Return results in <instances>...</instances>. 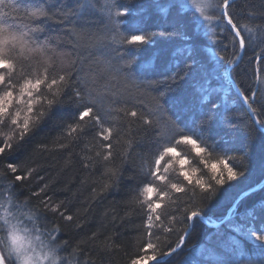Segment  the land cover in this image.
I'll return each instance as SVG.
<instances>
[{
  "label": "trees",
  "instance_id": "trees-1",
  "mask_svg": "<svg viewBox=\"0 0 264 264\" xmlns=\"http://www.w3.org/2000/svg\"><path fill=\"white\" fill-rule=\"evenodd\" d=\"M4 2L13 5H0L13 30L41 28L30 33L31 39L45 45L57 67L74 66L73 79L87 75L88 88L98 96L104 127L115 126L116 134L110 138L116 153L113 163H120V152L128 153L118 185L102 191L103 184L110 182L104 175L106 166L93 165L87 158L94 159L108 141L97 137L100 129L92 125L79 139L68 137L66 126L75 121L73 109L65 106L18 148L0 156V199L35 218L37 227L61 245L64 264H130L132 258L145 255L140 248L146 216L139 205L130 203L146 182L140 173L141 159L155 148L157 131L167 140L180 130L206 151L197 153L191 144L182 145L178 151L188 164L181 169L173 159L169 165L173 176L197 169V175L210 178L212 165L223 169L220 161L225 157H235L233 164L244 175L217 186L211 198L199 189L193 193L192 188L178 196L179 210L171 209L177 219L198 211L208 222L217 223L234 207L216 226L194 218L185 243L166 259L167 264H264V247L247 235L248 229L264 227V185L240 197L264 178V132L253 123L226 78L227 67L240 52L238 43L233 47L227 21L202 20L191 7L194 0ZM37 7L45 8L48 17H30ZM229 11L234 23L254 29L252 35L242 33L249 42L230 76L246 95L256 93L252 107L259 113L258 121L264 119V73L257 78L256 60L258 53L264 54V0H235ZM214 15L211 10L209 16ZM114 20H119L115 31ZM131 35H144L146 42L121 44ZM13 111H20L23 120L26 106L17 105ZM131 111L139 116L128 115ZM140 117L150 119L152 126ZM0 132L10 134V128ZM9 163L17 166L15 173L7 168ZM16 176L24 178L17 181ZM53 205L58 208L55 212ZM68 216L73 219L68 221ZM175 228L167 237L161 232L156 235L175 247L185 234L183 223Z\"/></svg>",
  "mask_w": 264,
  "mask_h": 264
},
{
  "label": "snow or ice",
  "instance_id": "snow-or-ice-1",
  "mask_svg": "<svg viewBox=\"0 0 264 264\" xmlns=\"http://www.w3.org/2000/svg\"><path fill=\"white\" fill-rule=\"evenodd\" d=\"M194 3L205 20H226L227 24L231 26L233 47L235 48L238 43L240 50L246 49L249 40L242 33L247 32L252 35L254 29L233 22L229 11L231 0H194ZM0 5L4 7L13 6L11 2L5 4L4 0H0ZM208 9H211L216 15H205ZM124 12L126 13L127 9ZM7 15L0 8V129L10 128V134L0 132V156L18 148L57 109L70 106L73 109L72 119L75 122L66 126L68 137L79 139L92 125L100 129L96 136L108 141V143L101 145L103 151L97 152L94 159H87L93 165L103 163L106 166L104 175L107 176L110 182H105L101 190L110 191L118 185L121 177V166L126 161L128 153L126 150L120 152V163H113L116 153L112 150L114 145L110 138L116 134L115 126L104 127V120L99 113L97 104L98 96L88 88L87 75L77 76L76 79H73V73L76 72L74 66L70 69L58 68L55 58L48 55L49 50L45 45L31 39L30 33L39 32L42 29L37 27L29 29L27 32L13 30L12 26L7 23ZM123 15V13L119 14L121 19ZM29 16L48 17V11L43 7H37L29 12ZM118 23L119 20L113 21L114 31ZM261 28L264 29V26H261ZM145 42L146 37L144 35H131L121 40V44L142 45ZM120 58L117 57V59ZM240 58V53L237 52L231 62L236 63ZM34 59L38 61L36 64L31 62ZM256 60L257 78L259 79L260 74L264 73V68L260 67V64L264 63V54L258 53ZM171 79L175 82L177 75L174 74ZM239 95L243 103L247 105L249 115H259L257 110L252 107V101H254L256 93L253 92L250 97L245 92L240 91ZM24 97H27V99H23ZM20 104L26 106L23 120L20 119V111H13V108ZM210 107L216 109L217 105L211 104ZM127 114L132 117L139 116L136 111ZM140 119L143 124L149 127L152 126L150 119L144 117H140ZM173 123L176 122L173 121ZM256 123L264 127V119L258 120ZM58 126L64 127L63 121H58ZM201 131H203V128ZM154 139L155 148L151 154L143 157L140 163V173L144 176L146 182L142 184L137 195L130 202L139 205L142 214L146 216L140 248V251L145 255L132 258L130 264H143L145 259L152 262V264H157V262L167 264L164 258L173 255L177 248L173 247L171 243L161 241L156 233L161 232L162 235L167 237L176 231L175 225L177 223L184 224L183 232L185 235H180L178 241V246H183L189 227L186 222L193 221L194 218L200 216V213L198 211L187 212L184 214L183 219H177L175 215H172L171 209L173 207L177 211L179 210V195L186 194L188 189L192 188L193 193L196 189H199L202 194L211 198V194H214L217 186H224L244 175L243 172L236 170L233 164L235 157H225L220 161L223 164V169H217L216 164L212 165L210 178L206 179L202 173L197 175V169H192L191 172L181 170L178 176H173L169 171V165L173 159L178 162L181 169L188 164V161L178 151L182 145L191 144L197 149V153H202L206 149L199 148L197 141L191 135L185 134L183 130L167 140L157 131ZM117 142L119 143V141ZM60 147L66 148L67 146L61 145ZM166 160L167 163H165ZM107 165L112 166L107 167ZM87 166L85 165V167ZM7 168L13 173L17 171V166L12 163H9ZM180 177H182V180ZM23 178L22 176L15 177L17 181ZM51 210L55 212L58 208L53 205ZM66 219L71 221L73 217L68 216ZM261 222L264 224V215L261 217ZM236 228L238 231L241 230L239 225ZM247 235L258 241L261 247H264V227L255 230L248 229ZM93 238H95V234H93ZM164 246L167 247V251L161 250ZM149 252L152 254L147 255ZM0 264H7V258L0 255Z\"/></svg>",
  "mask_w": 264,
  "mask_h": 264
},
{
  "label": "clouds",
  "instance_id": "clouds-1",
  "mask_svg": "<svg viewBox=\"0 0 264 264\" xmlns=\"http://www.w3.org/2000/svg\"><path fill=\"white\" fill-rule=\"evenodd\" d=\"M0 255L7 264H64L62 248L55 239L37 227L35 218L0 205Z\"/></svg>",
  "mask_w": 264,
  "mask_h": 264
},
{
  "label": "water",
  "instance_id": "water-1",
  "mask_svg": "<svg viewBox=\"0 0 264 264\" xmlns=\"http://www.w3.org/2000/svg\"><path fill=\"white\" fill-rule=\"evenodd\" d=\"M233 1H235V0H231V2H233ZM239 53H240V57L242 58V55H243V53H244V50H240ZM241 58L238 60V62L241 60ZM238 62H236V63H232L230 66L227 67V69H226V78H227L228 82H230V84H231L233 90H234V91L236 92V94L238 95V97H239L241 103L244 105L245 109L247 110V105H245V104L243 103V100H242V98H241L240 95H239L240 89L238 88L237 84L234 82V80H233V79L231 78V76H230V70H231L235 65H237ZM247 112H248V111H247ZM248 114H249V113H248ZM249 116H250V115H249ZM250 118L252 119V121H253V123L256 125V127H257L260 131L264 132V128H262L261 126L258 125V123H256V118H255V116H250ZM263 185H264V178H263V179L261 180V182H259L257 185H255V186H253L252 188H250V189L244 191V192L240 195V197H242V196H244V195H246V194H248V193H250V192H252V191H254V190H256V189H260ZM233 207H234V205H232V207L228 210L226 216L224 217V219H223L221 222H217V223H216V222H215V223L208 222V221H207L202 215H200L198 218H199L202 222H204V223H206V224H208V225L216 226V225H219L220 223H222L223 221H225V219H227V217L230 215V213H231ZM190 227H191V221H190V226L188 227V232H189V230H190ZM184 235H185V234H184ZM175 247H176L177 250H178L181 246H178V245H177V246H175ZM169 257H170V256H169ZM169 257H165L164 259L166 260V259L169 258ZM145 264H152V262L149 261V262H147V263H145Z\"/></svg>",
  "mask_w": 264,
  "mask_h": 264
},
{
  "label": "rangeland",
  "instance_id": "rangeland-1",
  "mask_svg": "<svg viewBox=\"0 0 264 264\" xmlns=\"http://www.w3.org/2000/svg\"><path fill=\"white\" fill-rule=\"evenodd\" d=\"M191 7H193L197 12H199V14H200V18H201L202 20H205V19H204V16L201 15L200 11L197 10V8H196L194 2L191 4ZM210 12H211V9H208V10L205 12V15H208V16H209ZM4 203L10 204L8 200H6V199H0V205H2V204H4ZM191 222H192V221H191ZM145 263H146V261L143 262V264H145Z\"/></svg>",
  "mask_w": 264,
  "mask_h": 264
}]
</instances>
